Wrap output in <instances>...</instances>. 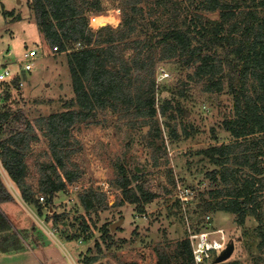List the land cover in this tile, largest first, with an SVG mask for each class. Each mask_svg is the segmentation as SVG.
<instances>
[{
    "label": "trees",
    "instance_id": "obj_1",
    "mask_svg": "<svg viewBox=\"0 0 264 264\" xmlns=\"http://www.w3.org/2000/svg\"><path fill=\"white\" fill-rule=\"evenodd\" d=\"M80 2L32 0L37 25L51 50L67 54L74 97L64 103V109L35 123L9 103L12 84H0L5 86L0 96V161L24 201L42 215L39 194L52 203L57 193L81 178L82 170L71 163L78 152L74 146L79 145L72 131L78 124L102 125L101 112L111 110L135 125H147L149 136L161 138L160 118L175 119L176 114L185 116V112L171 100H158L156 71L163 62L179 59L193 68L192 79L203 84L204 92L224 93L228 79L229 92L235 97L234 118L224 122L234 142L201 152L220 167L209 176L223 188L216 187L211 196L220 198L219 209L235 215L239 224L248 214L263 221L259 199L264 193V0H129L122 6L118 29L107 26L96 32L89 28L86 11L92 7L100 10V0ZM209 13H217L219 18L212 19L206 15ZM139 32L144 36L135 38ZM79 42L80 49L72 48ZM122 44L124 48L120 49ZM128 50L132 53L126 58L124 51ZM19 79L15 78L13 84ZM166 125L171 136L177 138V129ZM38 131L49 141L50 161L40 164L36 192L26 180V159L31 141L40 139ZM150 143L157 148L156 140ZM230 163L249 169L250 174L236 178L240 170ZM142 179L143 174L119 164L114 184L121 191V205L144 209L159 198L145 188ZM163 192L166 194L165 188ZM79 198L88 212L107 207L106 194L93 189ZM12 199L0 176V202ZM11 230L10 222L0 213L1 253L25 249ZM89 230L82 222L81 233ZM260 238L259 248L264 250V228ZM156 254L157 264L196 263L189 238L177 242L172 254L161 248ZM255 264H264V256Z\"/></svg>",
    "mask_w": 264,
    "mask_h": 264
},
{
    "label": "rangeland",
    "instance_id": "obj_2",
    "mask_svg": "<svg viewBox=\"0 0 264 264\" xmlns=\"http://www.w3.org/2000/svg\"><path fill=\"white\" fill-rule=\"evenodd\" d=\"M125 1L129 0H100V10L89 8V28L93 32L107 26L118 29ZM206 15L219 18L217 13ZM93 17L99 20L97 26ZM143 34L139 32L135 38ZM123 48L124 44L120 49ZM31 49L38 50L35 68L22 78L24 88L12 93L9 103L36 123L40 117L63 110L64 103L74 97L67 54L51 50L37 25L32 0H0V67L17 69V59ZM124 52L126 58L132 53ZM6 61L11 63L3 65ZM161 70L166 73L162 79L158 77ZM192 76L193 68L184 66L179 59L158 66V100H171L185 112V116L176 114L175 119L160 118L161 138L149 136V126L135 125L111 110L100 113V126L76 125L72 136L79 145L74 146L78 152L71 157V163L82 170L81 178L57 193L52 203L47 197L40 201L44 216L25 203L20 205L16 234L25 249L15 257H0V264H87V260H91L89 264H157L158 248L172 254L177 242L187 238L194 243L203 239L211 248L203 264H255L258 257L264 256V250L259 248L264 228V193L259 199L263 221L248 214L239 224L235 215L219 209L221 199L211 196L216 187L223 188L209 176L220 167L201 153L211 146L234 142L224 127L226 120L234 118V94L229 92L228 79L226 91L217 94L204 92L203 84ZM4 88L0 86V96ZM248 88L252 89L251 82ZM168 123L177 129V138L166 128ZM38 132L40 140L30 145L29 160V183L35 189L40 164L50 161L49 141L42 131ZM153 140L157 148L151 146ZM119 164L143 174L145 188L159 198L144 209L128 203L121 205L122 194L114 184ZM230 164L240 170L236 178L250 174L249 169ZM90 189L106 194L104 210L88 212L82 207L79 196ZM82 222L90 228L85 235L81 233ZM216 242L225 248L234 243V253L228 260L216 263L222 252L212 248Z\"/></svg>",
    "mask_w": 264,
    "mask_h": 264
},
{
    "label": "built area",
    "instance_id": "obj_3",
    "mask_svg": "<svg viewBox=\"0 0 264 264\" xmlns=\"http://www.w3.org/2000/svg\"><path fill=\"white\" fill-rule=\"evenodd\" d=\"M92 22L97 26L99 23V20L96 17L92 18ZM81 44L80 42L76 44V48L80 49ZM58 47H55V50H57ZM55 53V52H54ZM38 60V50L31 49L27 50L20 58L17 59V69L9 68L6 66L0 67V84L2 83H11V89L12 92L16 93L17 91L24 88L25 82L22 80L24 76H28L33 69L35 68L36 61ZM166 75L164 70H161L159 73V78H164ZM20 77L19 81L16 84H13V81L15 78ZM40 201L43 202L44 197H40ZM209 218V217H208ZM199 237H205L201 234L198 235ZM196 237V236H195ZM193 246V253L196 264H203L210 256L211 248L208 247V244L205 243V241L202 239L198 243H194L191 241ZM213 249L216 250H224L225 246L222 245L221 242H216L214 245H212Z\"/></svg>",
    "mask_w": 264,
    "mask_h": 264
},
{
    "label": "crops",
    "instance_id": "obj_4",
    "mask_svg": "<svg viewBox=\"0 0 264 264\" xmlns=\"http://www.w3.org/2000/svg\"><path fill=\"white\" fill-rule=\"evenodd\" d=\"M8 58H10V55L8 56ZM8 63H11L10 61H6L3 65H7ZM41 135V134H40ZM2 137H0L1 139ZM40 140V139H39ZM38 140L34 139L31 141L30 145L33 143H36ZM32 157V147H30L29 151H28V156L26 159V165H27V177L26 180L29 183V179H30V164H29V160ZM0 176L1 179L5 185V187L7 188L8 192L12 195L13 199L9 200V201H1L0 202V213L8 220V222H10L11 226H12V230L10 231V234L16 233L17 229L20 227L16 226V221L19 220L18 219V214H21V208L20 205H22V203H25L27 206L33 208L36 212L39 213L38 209L35 208L34 206H30L28 205L24 199L22 198L19 189L17 188V186L11 181L7 171L5 170V168L3 167L2 163L0 165ZM40 179V178H39ZM31 185V184H30ZM32 186V185H31ZM32 189L36 192H38L39 190V181H38V185H37V189H35L32 186ZM17 194V195H16ZM39 196V195H38ZM41 204V203H40ZM42 205V204H41ZM42 216H44V213L42 214ZM36 226V225H34ZM26 230L29 228H25ZM17 253V254H16ZM21 253V251L18 252H12V253H1L0 252V257H4V256H8V257H15L17 255H19Z\"/></svg>",
    "mask_w": 264,
    "mask_h": 264
},
{
    "label": "water",
    "instance_id": "obj_5",
    "mask_svg": "<svg viewBox=\"0 0 264 264\" xmlns=\"http://www.w3.org/2000/svg\"><path fill=\"white\" fill-rule=\"evenodd\" d=\"M116 226H113L112 229L114 230ZM235 246L234 243L228 244V246L225 248L224 251L221 252V254L216 259V263H220L223 261L228 260L234 253Z\"/></svg>",
    "mask_w": 264,
    "mask_h": 264
},
{
    "label": "clouds",
    "instance_id": "obj_6",
    "mask_svg": "<svg viewBox=\"0 0 264 264\" xmlns=\"http://www.w3.org/2000/svg\"><path fill=\"white\" fill-rule=\"evenodd\" d=\"M225 250V249H224ZM224 250H222V251H224Z\"/></svg>",
    "mask_w": 264,
    "mask_h": 264
},
{
    "label": "bare ground",
    "instance_id": "obj_7",
    "mask_svg": "<svg viewBox=\"0 0 264 264\" xmlns=\"http://www.w3.org/2000/svg\"><path fill=\"white\" fill-rule=\"evenodd\" d=\"M204 236V235H203Z\"/></svg>",
    "mask_w": 264,
    "mask_h": 264
}]
</instances>
